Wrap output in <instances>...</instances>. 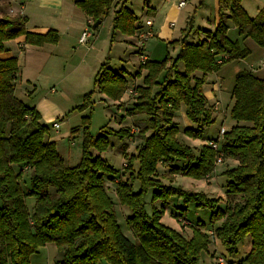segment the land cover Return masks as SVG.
<instances>
[{"label":"trees","instance_id":"obj_1","mask_svg":"<svg viewBox=\"0 0 264 264\" xmlns=\"http://www.w3.org/2000/svg\"><path fill=\"white\" fill-rule=\"evenodd\" d=\"M241 1L218 0L216 26L212 31L204 30L205 37L197 42L187 40L192 31L189 20L185 35L169 43L179 46L175 57L166 54L163 59L140 63V71L146 72L142 84L134 86L131 110L145 115L137 125L141 143L135 154L125 155L126 178L115 179L118 203L130 212L125 222L134 240L121 229L107 192L106 178L112 180L120 171L101 156L110 146V136H130V128L105 125L93 137L89 132L91 115L84 116L80 160L67 166L55 142L45 138L48 129L40 123L39 113L15 94L17 57H3L5 43L19 36H24L25 44L35 46L56 44L60 36L54 29L45 33L29 31L22 15L0 17V264H29L30 257L47 243H54L61 251L54 264H98L101 260L108 264H197L209 236L200 231L198 226H204L201 222L192 228L191 237L165 225L161 218L171 198L211 209V223L219 222L213 235L230 252L247 238L250 249L242 262L264 264V79L246 69L235 74L230 116L236 124L225 130L218 151L204 143L196 154L179 138L180 128L174 120L183 105L185 117L193 125L183 133L192 139L202 138L204 127L214 121L213 109L202 89L206 75L250 53L228 37V19L239 35L264 46V8L250 17ZM128 2L123 0L114 11L110 43L117 32L132 36L139 29V17ZM74 3L90 18V24L99 20L100 25L118 1ZM127 73L108 62L101 63L94 89L83 96L78 108H91L95 89L120 100L130 87ZM217 153L224 160L237 162L222 172L227 178V195L237 196L224 209L217 208L218 199L202 191L171 185L177 175L208 178L215 169ZM28 171L29 187L22 180ZM148 193L150 212L144 199ZM29 197L34 199L30 207ZM181 215H177L180 220Z\"/></svg>","mask_w":264,"mask_h":264},{"label":"rangeland","instance_id":"obj_2","mask_svg":"<svg viewBox=\"0 0 264 264\" xmlns=\"http://www.w3.org/2000/svg\"><path fill=\"white\" fill-rule=\"evenodd\" d=\"M67 1L69 2V0ZM148 1L149 0H129L128 4L135 14L140 17L145 9L144 5H147ZM4 6V3L0 2V8L2 10L0 16L5 15L3 12ZM112 10H114V7ZM11 15L13 14L11 13ZM112 15V11L109 12V15H107L97 29L94 30L95 33L97 32L96 34H98V37L94 41L95 49L92 53H87L83 48V46L89 47L90 42L82 45L78 44L76 45L77 48L68 47L63 55L56 56L58 58L45 56L43 48L34 46L35 48L30 49L29 47V49L26 50L24 49V46L22 50L24 49L23 51L27 56V60L30 57L31 66H28L27 64L25 72L23 71L22 73L19 71L17 74L15 79V94L27 106L35 108L39 113L40 123L44 124L48 129L45 138L49 141L55 142L56 148L64 158V162L67 166H73L80 160L83 139L81 125L84 116L91 115L89 132L93 137H97L98 134L101 133V127L105 125L113 129H119L121 127L130 128V136H110V146L107 150L101 152V156L107 159L115 169L120 171V174L116 175L114 179L112 178V180H110L106 178L107 192L114 202L117 219L121 229L129 239L134 240V237L128 230L125 222V218L130 212L126 207L118 203L115 193V184L117 182L115 179L118 180L119 176L121 179H124L127 176V173L123 172V168L127 164L125 155L129 157L136 153V147L141 143V140L137 136V125H139L138 120L140 118L144 119L145 115L134 114L132 112L131 107L135 95L129 92L125 95L126 101H124V103L115 104V101L119 100H112L106 94L100 93L95 89L91 95V108L90 106L81 109L78 108L83 102V96L94 89L93 81L99 69V65H97L98 58L101 59L102 63L108 62V64L114 69H119L120 67L127 68L128 73L126 76L134 81V83H130V88L133 89L137 78L138 82L141 83L146 72L145 70H142L144 74H140L139 55L138 53L135 54L136 47L134 45H131L127 50L122 52V59L120 60L118 55L124 49L123 46L126 44L119 43L118 46L113 48L110 52L109 61L111 64L108 60L104 59V57L107 56L109 49ZM87 26L91 30L92 24L89 23ZM92 36L94 35L92 34ZM10 41L5 43L6 48L3 57H7L8 53L9 55H14L11 54L12 45L9 43ZM31 47L33 46L31 45ZM84 52H86V56L84 55ZM19 64L21 65V70H23L22 57ZM229 65L230 63L227 65L225 64V68ZM30 68L31 71L28 75L27 71L30 70ZM214 77L215 75L210 76V80H207L203 89L208 88V83L210 84V81H216ZM25 79L29 80L25 81ZM233 84V76L230 75L229 77H226L225 82L222 84L223 88H221V91L218 93V95L221 96V105L217 112H214V121L204 127V133L200 139H192L183 133V129L188 127L187 121L190 122L184 117V106L182 105L176 112L174 120L180 128L179 138L187 145L193 147L196 154L202 144H208L210 139L219 136V130L221 128L229 130L236 124L230 116V110L233 104V100L231 99ZM124 107L126 108L125 110ZM54 122H59L60 127L58 129L53 127ZM75 128L78 129V131L72 133V130ZM221 138L223 139V136ZM219 147L220 145L217 150H213L218 151ZM92 153L94 155L98 154L95 150H92ZM219 155L222 156L221 162H217ZM236 164L237 162L233 160H224L223 155L217 153L215 169L208 178L196 180L190 177L177 175L173 177L174 181L171 185H179L188 190L197 192L202 191L209 198L218 199L219 203L217 208L224 209L226 203L237 200L234 198L237 196L232 197L234 198L232 199L227 195V178L222 172L226 169H230ZM22 180L25 182V185L29 187V171L27 175H23ZM162 182L168 184L167 180H163ZM137 187L138 184H135V190H137ZM150 198V193L144 198L146 201V210L148 212H150L151 209ZM33 200L34 199L31 197L27 199L29 207L33 203ZM156 205L160 206L161 203H157ZM183 208H186V210L182 211L181 209ZM181 212L183 219L180 220L177 215ZM211 212L212 211L209 208L196 207L192 203L185 205L181 199L171 198L168 205L164 206V214L161 221L173 229L176 228L175 230H181V233L188 237L192 236V228H195L198 222L204 224V226L198 227L201 232H204L209 236V243L207 244L206 249L201 252L197 264H219V257L224 258L225 264H247L242 262V259L247 255V251L245 250L247 238L237 245L235 252H230L222 244L220 239L213 235V230L219 225V222L211 223ZM60 256L61 251L58 247L54 243H47L40 247L38 251L30 257L29 264H54ZM98 264L108 263L105 260H101Z\"/></svg>","mask_w":264,"mask_h":264},{"label":"crops","instance_id":"obj_3","mask_svg":"<svg viewBox=\"0 0 264 264\" xmlns=\"http://www.w3.org/2000/svg\"><path fill=\"white\" fill-rule=\"evenodd\" d=\"M74 1L75 0H69V2L67 0H0V2H3L5 5L3 10L5 15L15 16L16 14H20L26 17V28L29 31L45 33L49 29H54L58 32L60 39L56 44H45L43 46H37L39 48H43L45 56H50L53 58H58L56 56L63 55L68 47L77 48L76 45H82L78 42V38L85 27H87V24L90 23V18L87 17L83 13V11L75 5ZM117 1L118 3L117 5H114V10H112L113 7L110 10V12L112 11L113 15V11H115L119 7V4L123 0ZM179 1L180 0H149L148 4L144 5L145 9L143 11V14L140 17L138 16L139 18L137 24L139 26V29L137 30V32L132 36L123 35L117 32L115 41H113V43H110L109 40L108 54L104 57V59L108 61L110 60V52L113 50V48H116L119 43H125L127 45V47L126 45L123 46L124 49L118 55V58L120 60L122 59V52L127 50V48L131 45H134L136 47L135 54L138 53L139 56L140 54H143L146 60H160L163 59L166 54H170L172 57H175L179 51V46H172L169 43L175 40H179L185 35L187 29L189 28V20H191L192 25V31L187 37V40L189 42H197L198 40L203 39L205 37V34L203 33L204 30L212 31L215 28L218 20V0H187L186 5L182 8H178ZM241 4L250 17H255L258 11L261 8H264V0H242ZM128 6L130 7L129 4ZM0 12H2L1 8ZM11 13L13 15H11ZM146 19L152 20L151 28L153 30V36L145 42L143 49L140 50L137 44V36L146 28L144 25V21ZM171 23H173V25H171ZM226 23L228 25V37L232 41H237L241 48H248L250 50V53L243 59H235L226 63V65L230 63V65L226 66V68L224 64L219 69V71L206 75V82L207 80H210L211 75H215L214 78L216 79V81H210V84L208 83L207 89L202 88L203 93L207 99L208 106H211L213 109V115L214 112H217L221 105V96L218 95V93L221 91V88H223L222 84L225 82L226 77L232 75L233 78H235V74L238 71L246 69L249 70L254 76L264 79V46L257 45L255 41L250 37L239 35L237 29L233 26L229 19L226 21ZM96 33L93 32L94 36L88 39V42H90V46H83L87 53H92L95 49L94 41L98 37V34ZM9 43H11L12 45L11 54L14 55H9L8 53L7 57H17L19 71L22 73L23 71L25 72L27 64L28 66H31V59L29 57L27 60V56L24 54L23 50H27L29 49V47L30 49H33L36 46L32 45L33 47H31V45L29 46L28 44H25L23 35L12 39ZM22 48L24 49L22 50ZM86 52H84L85 56ZM21 57L23 58V70H21V65L19 64ZM220 57H222V55L218 56V58ZM101 63V59L98 58L97 65L100 66ZM115 69H125L128 72L127 68L125 67ZM30 71L31 68L27 71L28 75L30 74ZM140 74L143 75L144 72L141 71ZM196 74L201 75L200 72H196ZM27 80L29 79H25V81ZM128 81L129 83H134V81L129 78ZM141 84L142 82H138L137 78L135 86ZM131 89L133 88L129 87L128 90ZM128 90L119 101H115V104H121L126 101L125 95H127V92H129ZM125 109L126 108L124 107V110ZM187 125L188 127L193 126L192 123L188 121ZM177 231L182 232L179 229H177ZM249 249L250 241L246 239L245 250L248 252Z\"/></svg>","mask_w":264,"mask_h":264},{"label":"built area","instance_id":"obj_4","mask_svg":"<svg viewBox=\"0 0 264 264\" xmlns=\"http://www.w3.org/2000/svg\"><path fill=\"white\" fill-rule=\"evenodd\" d=\"M186 2L187 0H180L178 2V8H182L186 5ZM144 25H145V29L140 32L137 36V44H138V48L140 50L143 49V46L145 44V42L151 38L153 36V30H152V20L151 19H146L144 21ZM171 25H173V23H171ZM92 36V30H90V28L87 26L85 27V29L82 31L81 35L79 36L78 38V42L80 44H86L88 42V39ZM139 61L141 64L145 63L146 59L145 57L143 56V54H140L139 56ZM129 93L133 94V95H136V91L135 90H129ZM53 127L55 129H58L60 127V124L59 122H54L53 123ZM224 132H225V129L224 128H221L219 130V136L217 137L216 140H211L208 142V145L212 148V149H215L217 150L218 149V146H219V142L220 140L222 139L221 137L224 135ZM222 160V156L219 155L218 158H217V162H221ZM218 262L219 264H225L224 262V258L223 257H219L218 258Z\"/></svg>","mask_w":264,"mask_h":264},{"label":"water","instance_id":"obj_5","mask_svg":"<svg viewBox=\"0 0 264 264\" xmlns=\"http://www.w3.org/2000/svg\"><path fill=\"white\" fill-rule=\"evenodd\" d=\"M99 20H97L92 26H91V30L93 31L94 28L99 24Z\"/></svg>","mask_w":264,"mask_h":264}]
</instances>
